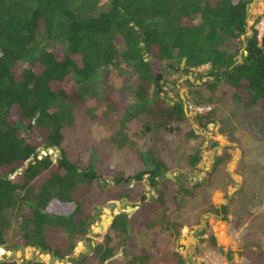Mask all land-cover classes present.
Wrapping results in <instances>:
<instances>
[{
  "label": "trees",
  "instance_id": "obj_1",
  "mask_svg": "<svg viewBox=\"0 0 264 264\" xmlns=\"http://www.w3.org/2000/svg\"><path fill=\"white\" fill-rule=\"evenodd\" d=\"M251 1L0 0V248L7 249L6 215L13 212L19 222L15 246L47 249L59 258L69 255L86 239L94 220L91 197L110 192L131 199L134 181L144 178L156 189L169 169L165 159L149 162L140 155L142 165L133 175L117 174L109 183L102 178L104 151L92 147L81 154L74 149L76 135L65 136L73 112L55 111L57 102L90 108L88 100L102 87L104 67L131 66L136 74L133 107L149 117L157 133L184 119L181 102L167 103L156 93L149 98L155 68L163 64L175 69L183 63L185 71L210 64L213 79L204 83L207 87L264 110V31L259 41L253 30L245 39L246 53L236 57ZM50 43L58 45L48 48ZM112 91L105 98L97 96L99 105L107 100L121 118L127 117L131 108L113 102ZM207 120L206 112L196 116L197 123ZM52 146H57V156L39 154ZM197 160L198 150L189 158L193 165ZM163 185V196L174 199L173 182L165 180ZM145 199L139 192L141 205L135 214L118 212L110 227L118 226L126 235ZM208 242L223 253L213 236ZM93 250L97 264L116 252L105 244ZM171 254L177 264L184 262L177 252ZM0 264L16 263L2 257Z\"/></svg>",
  "mask_w": 264,
  "mask_h": 264
},
{
  "label": "rangeland",
  "instance_id": "obj_2",
  "mask_svg": "<svg viewBox=\"0 0 264 264\" xmlns=\"http://www.w3.org/2000/svg\"><path fill=\"white\" fill-rule=\"evenodd\" d=\"M103 2L105 0L99 3ZM253 30H256L260 41L264 31V0H252L248 4L246 31L241 36L242 45L236 52L238 60L245 54V39ZM57 45L50 43L48 48ZM166 66L163 64L161 68H155V74H161V78L154 80L149 98L156 93L167 103L181 102L184 119L174 122L165 130L160 129L158 133L163 136L156 132L147 115L133 107L137 101L136 74L128 65L103 68L102 87L98 94L88 100L90 108L81 103L73 107L63 100L57 102L55 111L59 113L66 114L72 108L73 125L65 129L64 134L76 135L78 144L74 149H80L81 154L92 147L104 151L101 156L103 180L111 183L117 174L133 175L142 165L140 155H145L149 162L165 159L169 169L160 176L156 189L146 184L144 178L132 183L133 197L124 198L132 210H119L117 205L123 199L116 198L110 192H100L91 197L88 204L94 209L95 217L86 239L78 241L71 254L54 260V264H97L93 249L102 244L113 246L116 250L103 264H177L175 256L169 251L181 254L184 259L182 264H204L203 258L212 253L222 258L225 264H240L243 261L264 264V110L237 99L221 97L220 89L207 87L204 83L213 79L208 75L210 64L187 71L183 70V63H179L175 69ZM157 86L160 87L159 91ZM109 89L113 90L110 94L113 102L131 108L127 117L121 118L120 110L115 105H108L107 100L99 105L98 97L105 98ZM162 93H166V97ZM198 108L210 109L199 111ZM205 112L209 120L197 123L196 116ZM102 140L109 144L100 142ZM196 150L198 160L193 165L189 158ZM45 153L55 155L52 149L49 152L39 150L40 155ZM218 157L221 159L216 163ZM215 163V173L210 175ZM234 171L250 179V192L253 194L250 201H238L234 209L223 206L221 212L217 213L219 228L213 231L223 249V253H219L208 242V237L213 236L210 224H201V220L207 212H217L211 201V184H224ZM165 180L174 184V199H167L161 193ZM139 192L146 196V205L141 209L140 216L134 218L126 235L118 226L110 227L111 220L108 225L103 224L108 216L113 218L118 212L131 214L138 210L141 205ZM112 202L116 205L114 210L109 207ZM6 216L9 222L5 232L7 249L0 248V258H12L16 264H22L24 256V264L35 260L49 264V254L36 247L25 246L21 254L17 248L19 245L13 244L19 223L15 219L17 214L12 212ZM244 223L246 226L241 228ZM190 235L195 239L192 251L181 253L182 248L178 246ZM126 237L129 239L122 241ZM91 241L95 243L91 256L84 257L89 253ZM120 246L121 249H118ZM12 252H16V255ZM140 256L145 257L140 260Z\"/></svg>",
  "mask_w": 264,
  "mask_h": 264
},
{
  "label": "crops",
  "instance_id": "obj_3",
  "mask_svg": "<svg viewBox=\"0 0 264 264\" xmlns=\"http://www.w3.org/2000/svg\"><path fill=\"white\" fill-rule=\"evenodd\" d=\"M230 176H231L230 180L233 181L232 183L230 182V180H228L224 184H217L218 186H216L215 184H211V188L213 190V193L211 195V201L212 203H214L213 205L216 208L217 212H211V211L207 212L205 214V217L202 218L201 220V224H204L205 222L210 224L211 232L215 239L216 245L220 249H222V247L219 246L218 239L215 236V233L213 231L214 228H219L217 223H219L220 219L217 213L219 214L221 212V209L223 208V206H225L226 209L227 207L230 209H234L237 206L236 202L245 201V200L250 201V199L252 198V194H253L250 192V179H248L247 177H244L243 174L239 171L231 172ZM126 203L127 202L123 204L124 209H129V208H125V205H128ZM130 210H132L131 207H130ZM135 212L136 210L132 212L131 214L129 213L128 215L130 216L134 215ZM140 213H142V211ZM112 219L113 218L111 217V221ZM245 226H246V223H244L241 228H244ZM194 241L195 239L193 235H190L188 239H183L182 245L178 246V248L179 247L182 248L180 249L181 253H185L186 251H188V253L191 252L192 247L195 244ZM179 255L181 256V254ZM188 259L191 263H193L190 257Z\"/></svg>",
  "mask_w": 264,
  "mask_h": 264
},
{
  "label": "water",
  "instance_id": "obj_4",
  "mask_svg": "<svg viewBox=\"0 0 264 264\" xmlns=\"http://www.w3.org/2000/svg\"><path fill=\"white\" fill-rule=\"evenodd\" d=\"M244 52L246 53V50H244ZM170 70L173 71L172 68H170ZM159 78H161V74H155L154 80L155 81H158ZM159 90H160V87L157 86V91H159ZM162 94H163V97H166V93H162ZM50 149H52V150L55 151V155L56 156L58 155L57 146H52V147L46 148V150L48 152H49ZM166 173L168 174V172H166ZM125 202H126L125 200H122L121 204H118L117 205L118 208H119V210H123L124 209V207L122 206V204H125ZM114 206H116L114 202L110 203V205H109V207H110L111 210H114ZM125 208H129L130 209V207L128 205H125ZM110 220H111V216H108L105 220H103V224L104 225H108V223H109ZM100 228L101 229L103 228L102 225H100ZM17 248L20 250V252L22 254L24 252L25 246L19 245ZM37 249L41 250L39 247H37ZM41 251L43 253H45V254H49V256H50L49 264H54V260H61L58 256L54 255V253L52 251L49 252L47 249H43ZM12 254L13 255H16V252H12ZM25 262H26V257L22 256V264H24Z\"/></svg>",
  "mask_w": 264,
  "mask_h": 264
},
{
  "label": "built area",
  "instance_id": "obj_5",
  "mask_svg": "<svg viewBox=\"0 0 264 264\" xmlns=\"http://www.w3.org/2000/svg\"><path fill=\"white\" fill-rule=\"evenodd\" d=\"M198 109H199V111H205V110H209L210 108H206V109H204V108H198ZM203 263L204 264H225V262L223 261V259L220 258L219 256L215 255L214 253L206 255L203 258Z\"/></svg>",
  "mask_w": 264,
  "mask_h": 264
},
{
  "label": "flooded vegetation",
  "instance_id": "obj_6",
  "mask_svg": "<svg viewBox=\"0 0 264 264\" xmlns=\"http://www.w3.org/2000/svg\"><path fill=\"white\" fill-rule=\"evenodd\" d=\"M160 68H161V65H159ZM166 67L169 68V66L167 65ZM95 246V243L93 241H91V246H90V249H89V253H86L84 257H87V256H91V252H92V248Z\"/></svg>",
  "mask_w": 264,
  "mask_h": 264
},
{
  "label": "bare ground",
  "instance_id": "obj_7",
  "mask_svg": "<svg viewBox=\"0 0 264 264\" xmlns=\"http://www.w3.org/2000/svg\"><path fill=\"white\" fill-rule=\"evenodd\" d=\"M26 255V254H25Z\"/></svg>",
  "mask_w": 264,
  "mask_h": 264
}]
</instances>
